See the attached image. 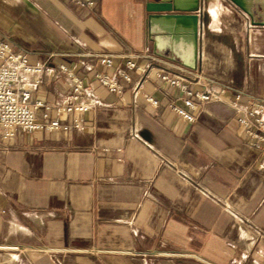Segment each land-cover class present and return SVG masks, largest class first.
Here are the masks:
<instances>
[{
    "label": "crops",
    "instance_id": "0c3cea01",
    "mask_svg": "<svg viewBox=\"0 0 264 264\" xmlns=\"http://www.w3.org/2000/svg\"><path fill=\"white\" fill-rule=\"evenodd\" d=\"M145 19L144 0H0V37L43 66L31 102L69 101L64 65L91 105L82 131L0 136V264H264V158L233 106L206 104L193 123L169 110L179 94L154 72L183 66L153 53ZM101 56L149 70L127 82ZM196 70L241 91L239 108L264 103V26L200 0ZM96 73L115 74L121 95Z\"/></svg>",
    "mask_w": 264,
    "mask_h": 264
},
{
    "label": "built area",
    "instance_id": "2783aa9c",
    "mask_svg": "<svg viewBox=\"0 0 264 264\" xmlns=\"http://www.w3.org/2000/svg\"><path fill=\"white\" fill-rule=\"evenodd\" d=\"M97 0H67L75 7L90 10ZM99 63L106 68H115L125 81L130 82L126 74L135 70L146 77L148 67L142 66L133 59L125 58L121 66L115 67L111 56L99 57ZM43 66L39 63L29 65L24 54L14 51L0 37V136L9 139L17 132L31 134L35 131H71L83 130L81 115L91 109L88 103H82L85 93L82 80L71 69L64 65L58 66V71L70 80V94L67 103L45 104L42 101L31 102L29 84L36 85L38 75ZM178 73L164 70L154 72V77L174 88L179 96L178 101L168 104L169 110L187 123L195 122L197 113L202 106L209 103H223L234 107L236 123L241 134L260 157L264 158V103L259 99L249 97L246 106L237 107L243 93L227 84L202 76L197 70L178 67ZM94 81L109 93L120 96L123 87L117 77L107 73H96ZM144 99L152 106L157 101L151 96ZM40 110V117L36 111ZM54 117L50 118V113ZM69 123H67V120ZM264 169V164L259 165Z\"/></svg>",
    "mask_w": 264,
    "mask_h": 264
},
{
    "label": "water",
    "instance_id": "95a60500",
    "mask_svg": "<svg viewBox=\"0 0 264 264\" xmlns=\"http://www.w3.org/2000/svg\"><path fill=\"white\" fill-rule=\"evenodd\" d=\"M250 23L264 26V0H229ZM200 0H144L145 28L154 54H172L183 67L196 70Z\"/></svg>",
    "mask_w": 264,
    "mask_h": 264
}]
</instances>
